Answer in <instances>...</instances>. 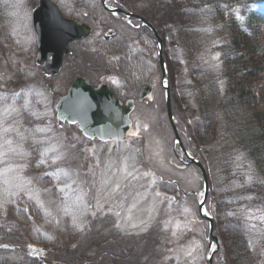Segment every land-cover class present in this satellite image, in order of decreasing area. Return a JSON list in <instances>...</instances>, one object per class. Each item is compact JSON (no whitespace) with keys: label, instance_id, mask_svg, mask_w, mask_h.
<instances>
[{"label":"rangeland","instance_id":"rangeland-1","mask_svg":"<svg viewBox=\"0 0 264 264\" xmlns=\"http://www.w3.org/2000/svg\"><path fill=\"white\" fill-rule=\"evenodd\" d=\"M53 1L67 17H73L82 6L94 12L93 20L96 9L99 16L102 13L95 0ZM122 1L131 11L141 14L162 41L175 127L181 145L197 157L208 181L206 210L215 219L214 235L219 245L213 264H218L219 257L225 264H244L242 257L238 260L236 248H222L220 238L232 237L231 230L225 232L233 228L228 217L240 218L256 263L264 264V223L245 218L247 210L257 209L250 191L258 180L253 164L235 146L229 149L234 133H227L232 126L224 123L223 114L219 125L212 128L216 130L214 137L206 140L209 137L201 136L210 125L199 108L202 99L214 90L221 95L225 92L226 80L221 74L225 29L215 26L217 21L210 10L181 7L179 0ZM37 3L38 0H0V97H8L7 101L0 100V110L13 103L20 109L14 114L18 120L14 127L26 137L22 143L30 155L12 159L27 163L22 176L32 180L30 187L39 191L43 203L40 207L23 193L6 198L0 194V201H12L0 207V229L6 228L0 245H8L0 250L17 262L25 256L33 259L29 246L35 245L43 258L53 249L67 255L73 264H82L84 258L114 264L101 253L113 249L116 255L120 252L117 248L124 247L129 251H124L119 264H206L208 223L198 216L197 206L202 198L203 178L197 166H185L175 157L174 151L182 154L174 144L175 131L167 118L165 92L160 86L156 35L149 28L144 36H138L137 31L112 20L109 25L120 37L107 42L105 29L96 21L89 37L74 45L78 62L73 64L69 58L67 67L58 75H46L33 60L36 46L30 13ZM242 6L227 7L225 17L236 19L238 14L244 21L251 10H264V4ZM129 37L136 38L142 55L127 49ZM105 75L108 84L109 75L118 76L119 91L127 89L136 104L129 138L121 143L89 140L77 127L56 119L55 104L72 83L77 79L97 82ZM150 84L153 91L142 100L141 91ZM17 93L19 96H15ZM25 99L30 101V111L40 119L21 108ZM36 127H51L44 146H55L65 154L59 165L37 167L42 145L32 142L31 132ZM8 136L14 141L19 139L15 132ZM238 156L242 158L238 160ZM60 168L69 171L71 179L44 175ZM36 177L43 179L38 181ZM253 224L255 228L250 227ZM40 256L35 259L40 264H67L62 255L57 260H41Z\"/></svg>","mask_w":264,"mask_h":264},{"label":"trees","instance_id":"trees-1","mask_svg":"<svg viewBox=\"0 0 264 264\" xmlns=\"http://www.w3.org/2000/svg\"><path fill=\"white\" fill-rule=\"evenodd\" d=\"M178 3L181 7L182 5H190L195 10L205 8L210 10L217 21L215 26L219 25L225 29L224 34L227 39L221 53V74L226 80L225 92L221 95L214 90L206 99H202L203 102L199 108L201 114H203V119H207L210 125L207 126L203 132L204 134L201 133V136L204 138L209 137L206 140L212 139L216 133V130L213 131L212 128L216 124L219 125L222 114L225 116H221L224 123L228 122L232 126L227 133L230 134L229 130L234 133V138L229 142V149L235 146L251 160L255 170L254 173L258 177V180L250 188L253 193L252 204L257 208H263L264 104L259 101L264 103V10H251L242 23L236 19H231L229 16L225 17V10L232 5H262L264 0H179ZM194 5L200 8H195ZM254 25L256 27L252 28ZM208 99L210 100L206 103ZM227 221L232 223V229H235V231H232L229 227L226 228L225 232H230L231 230L232 237L229 238L226 235V238H220L222 248L228 247L229 249L230 247L232 251L236 248L238 255H240L238 260H240L239 257H242L244 264H255L256 261L249 247L250 237L247 236L246 230L243 229L242 221L238 217H228ZM5 230L6 228L0 229V237L6 235ZM223 235L220 234V236ZM99 246L103 247V244ZM117 249L122 253L118 252L115 255V251L113 252L112 249L101 254L103 255L104 253L105 256H109L108 258H111L115 262L114 264H119L125 249L124 247ZM127 251L129 250L125 252ZM59 255L63 256L64 259L62 261L65 263L73 264V261L67 258V255L53 249L46 253V258L57 260ZM81 263L98 264L95 260L90 261L87 258H84ZM0 264H40V262L34 258L29 259L27 256L21 259L20 262L13 261L9 258L6 251L0 250Z\"/></svg>","mask_w":264,"mask_h":264},{"label":"water","instance_id":"water-1","mask_svg":"<svg viewBox=\"0 0 264 264\" xmlns=\"http://www.w3.org/2000/svg\"><path fill=\"white\" fill-rule=\"evenodd\" d=\"M142 23L150 28L157 37L161 87L165 92L167 118L175 131L174 144H178L183 149L171 114L168 73L162 58V41L148 22L143 20ZM33 25L37 37L38 62L49 69L52 74H57L60 71L61 58L63 53L67 52L68 43L88 36L90 30L88 26L78 25L72 20L64 19L60 15L57 5L53 4L51 0H40L39 6L33 12ZM48 53L51 54L49 58L46 57ZM151 91V85L142 89L141 98L149 95ZM132 109L133 103L131 101L123 105L105 88L95 91L88 82L82 79H77L56 105L59 120L67 121L73 125L77 124L85 137L89 139L98 138L102 141H119L125 138L131 124L129 114ZM183 153L188 158L185 164L197 166L203 178V196L198 203V215L208 223L209 252L206 264H213V255L218 251L219 245L218 239L214 235V220L211 216L204 215V205L208 196V181L200 161L196 157H190L184 150ZM202 201L203 203H201ZM213 245L215 249L211 250ZM219 260L221 261L222 257ZM219 264L225 263L220 262Z\"/></svg>","mask_w":264,"mask_h":264},{"label":"snow or ice","instance_id":"snow-or-ice-1","mask_svg":"<svg viewBox=\"0 0 264 264\" xmlns=\"http://www.w3.org/2000/svg\"><path fill=\"white\" fill-rule=\"evenodd\" d=\"M236 19L241 23L243 22V17L240 15H236ZM218 58V57H214ZM39 95H43V93H37ZM28 94H26L27 96ZM15 96H19V94H15ZM8 97H0V100L7 101ZM30 101L25 99L24 104L21 108L24 111L30 112V115L36 116L37 119H40V116L31 112L29 109ZM20 109L15 107V104L7 105L2 110H0V194H2L5 198L8 196H16L21 193L28 196L29 200L35 199L36 203L43 207V203L39 198V191L30 187L32 185L31 179H26L22 176L24 170L28 167L27 163H17L12 158L20 157L26 158L30 155V153L24 150L23 141L26 137L19 131L18 128H15L14 125L18 123L16 115L19 113ZM52 131L51 127H36L31 132L32 142L35 144L42 145V148L39 149L40 159L36 161L37 167L39 166H49V165H59V163L65 158V154L61 152L58 148L52 145L44 146L48 144L47 133ZM15 132L16 136L19 138L17 141L9 138L8 133ZM38 134H45L40 136ZM49 153H54V155H49ZM241 156H238L237 159H241ZM62 173V176H61ZM44 175H50L54 179L60 180L62 178L71 179V173L62 168L57 170H53L52 172H46ZM36 180H41L43 177H36ZM252 181V177L248 176V182ZM67 180L65 179V183ZM118 187V186H117ZM48 191V189H45ZM63 192V189H60ZM251 199V197H248ZM8 202L11 203V200H3L0 201V207H3V203ZM203 203V201L201 202ZM26 211L27 209H23ZM258 213V215H257ZM50 214V213H49ZM208 211H204V215L207 216ZM232 215V213H229ZM245 218L248 220H259L261 223H264V208H257L254 211L249 209L245 212ZM250 227L255 228V225H250ZM0 247L8 248L7 244L0 245ZM249 247H252V244H249ZM30 251L32 253H37L36 249L31 248L29 246ZM42 255V253H39ZM191 255V253H189Z\"/></svg>","mask_w":264,"mask_h":264},{"label":"flooded vegetation","instance_id":"flooded-vegetation-1","mask_svg":"<svg viewBox=\"0 0 264 264\" xmlns=\"http://www.w3.org/2000/svg\"><path fill=\"white\" fill-rule=\"evenodd\" d=\"M79 4H82V3L80 2ZM94 4L98 5V6L100 5L101 11H102L101 15L99 16L97 13V9L95 10V19L94 20H93V13L94 12L89 11L87 6H82L83 8L78 9L76 11L77 13L72 15L74 18L73 17H67L66 15H64L61 8L59 10H60V13L63 14L65 17L70 18V19H74L78 23L86 24V25L90 26L91 27V33H92V29H93V23L96 21L99 22L98 24L101 25V28L105 29L104 30L105 40H107V42H111L113 39L120 37L118 35L119 33L116 32L115 29H113L109 25V23L112 20H114L117 24L125 27L126 29H128L130 31H132V30L137 31V34L139 33L140 36L145 35V30L147 28L141 24V20H140V19L145 20L144 17L141 14H138V13L131 11L128 8V6L123 3L122 0H105L106 6L116 9L118 11L117 13H112L110 11L105 10L102 3H101V0H95ZM75 15H77L78 17H75ZM139 34H138V36H139ZM83 40L74 41V42H71L68 44V53L64 54L62 57L61 71H63V69L67 67V63H66L67 59L72 58L71 63L76 62L77 58H76V54L74 51V45L76 43H80ZM121 40H122V38H121ZM125 45L127 46V49L131 51L132 54H136V53L138 55L143 54V50L140 49V45L137 42L135 37H129L127 39V43ZM35 57H36V55H35ZM33 60H35V58ZM77 62H78V60H77ZM33 63H34V61H33ZM65 65H66V67H64ZM45 71L46 72H44V73L46 74L48 71L47 70H45ZM107 77H108L107 75H105V77L101 76V78H99V81H97V82H92L89 79H86V80L91 84V86L95 90L101 88L103 85H106L108 87V89L113 93V95L119 101H121L123 104H126L127 101L132 100L134 102V109H135V106H136L135 100H134V98H131V96H128L129 91H127V89H122L123 91L122 90L119 91L120 87L118 86V83H119L118 82V76L109 75L110 79L108 81H110V83H109L110 85L108 83H106L105 79ZM110 86L112 88H110ZM134 109L131 113V120H133ZM177 155L178 154L175 155L176 158H177Z\"/></svg>","mask_w":264,"mask_h":264},{"label":"bare ground","instance_id":"bare-ground-1","mask_svg":"<svg viewBox=\"0 0 264 264\" xmlns=\"http://www.w3.org/2000/svg\"><path fill=\"white\" fill-rule=\"evenodd\" d=\"M59 10V9H58ZM59 13H60V10H59ZM61 14V13H60ZM62 15V14H61ZM36 54H37V58H36V60H35V63H38V65H40V66H43L42 64H40L39 62H38V51H36ZM46 57H47V55H46ZM48 58V57H47ZM59 74V72L57 73V74H53V76H56V75H58ZM51 76V75H50Z\"/></svg>","mask_w":264,"mask_h":264}]
</instances>
